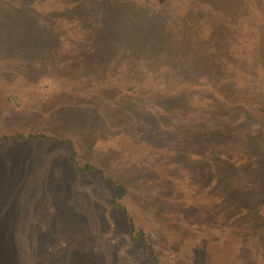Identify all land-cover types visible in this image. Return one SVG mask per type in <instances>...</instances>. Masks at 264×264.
Segmentation results:
<instances>
[{"label":"rangeland","instance_id":"obj_1","mask_svg":"<svg viewBox=\"0 0 264 264\" xmlns=\"http://www.w3.org/2000/svg\"><path fill=\"white\" fill-rule=\"evenodd\" d=\"M74 1L0 0V156L8 163L0 177L21 188L3 217L23 257L264 264V218L237 219L249 232L231 221L234 204L264 212V121L256 129L257 119L211 101L216 88L231 98L236 88H264V9L220 19L221 8L187 0L68 6ZM158 8L170 14L151 18ZM185 16L186 26L177 23ZM99 27L108 29L96 36ZM180 76L208 86L170 103L132 94L140 85L172 88ZM256 234L253 259L245 243Z\"/></svg>","mask_w":264,"mask_h":264},{"label":"trees","instance_id":"obj_2","mask_svg":"<svg viewBox=\"0 0 264 264\" xmlns=\"http://www.w3.org/2000/svg\"><path fill=\"white\" fill-rule=\"evenodd\" d=\"M151 1H153L155 4L150 5L148 3V0H88L87 3L89 6H167L163 4V0H151ZM82 2L83 0H76L74 2H70V5L68 6H81ZM187 2H188L187 6H209V7L217 6L221 8L223 13L219 16L220 19H227L228 16H231L234 11L240 10V9L259 8L261 11L262 9H264V0H187ZM154 14L155 15L151 16V18L160 20V19L166 18V14H170V12L167 13L164 8H158ZM108 15H109L108 12H104L105 18H107ZM186 16L183 17V19L177 23H180V25L182 24L186 26ZM166 20L168 22L170 21L169 18H167ZM175 20H174V23H175ZM172 25L173 24H170V27H173ZM205 27L214 28L211 24H206ZM122 28L125 32H127L126 30L130 29V27H127V28L122 27ZM107 29L108 28H102V27L95 28L94 33L96 36H101L105 34V30ZM106 33L108 34V32ZM205 33H206V29H205ZM209 36H212V35H209ZM233 46L234 45H232L231 43V47ZM174 83H175V86H173L172 88H164L158 85V86H152L148 89L144 85H140V86L132 85L134 86V88L132 89V94L140 98L153 97V98L158 99L159 101L170 103V102H179V101L187 100V99H184L185 98L184 94H187L185 91L187 90V88L194 87V89H199V88L206 89L205 86H208L207 83H204V82L200 83L190 78L189 79L184 78V76H180L177 80H174ZM233 91L235 92L234 94H232L233 95L232 97L234 98H231V97L224 95L223 90L221 91L219 88H216L214 89V94L211 97V101L217 107H221L225 110L229 109V111L239 112L244 119L246 118L249 120L257 119L258 121L256 120H252V121L254 122L256 121L255 122L257 123L256 129L260 128V123L264 121V88H260L255 84H251L249 85V87H246V88L240 87V88H236V90L234 89ZM31 137L34 140H40L43 138L49 139L47 135H43V134L42 135L35 134V135H32ZM0 154L1 156H4L6 153L4 154L0 152ZM1 160L3 161V166L1 165V162H0V168L3 172V168L5 169V171L7 170L8 163L6 162L5 159L1 158ZM74 164L78 166V162L75 159H74ZM109 180L111 182H114L113 179H109ZM15 188H19L18 193L21 192L20 191L21 188L19 187V185L13 182L9 183L8 180L6 181L2 176L0 177V215L2 217V219L0 220V264H40L38 256H32L28 259L23 257L24 255L22 254L23 248L18 247V245H15L14 241L18 239L14 235L11 236L8 233L7 228H6V221L4 222L3 216H5L4 214L7 213V210L15 209V191H14ZM9 192L13 193L14 199H12L9 203H7L5 201H7L8 197H10L7 194ZM68 204L71 205L70 202ZM218 204H222V206H224L227 204V201L226 199L221 198ZM52 207H56V206H52ZM232 208L235 211V215L231 218V221L235 223L236 231H245V232L250 231L249 228L248 229L245 228L246 225H242V224L237 225L238 223L237 219L242 220V218H246V216H248L252 224H255L264 218V212H260L256 210L255 212L250 213L245 209V207H240L238 204H234ZM124 209L127 212V209L126 208ZM259 209L261 210L262 208L260 207ZM225 213L226 212H224V214ZM127 214H129V212H127ZM157 218L159 219L161 218V216H158ZM68 219L72 220L70 218ZM76 219H78L80 222L87 220L83 217H77V216H76ZM100 221H103L106 224H108L109 228L116 227L114 220L112 218L110 219L108 217L106 218L103 217L100 219ZM129 222H130L129 230L131 231L130 235L133 236L136 233L137 229H136L135 223L131 219H129ZM251 231H253L252 228H251ZM42 234L43 233H36L33 236L41 237ZM145 234H146V231H141V233L138 232V234H136L137 235L136 237H142V236H145ZM255 240L256 242L253 245L250 240H247V242L245 243L247 247L245 246L244 247L246 250L249 249L250 251H252L251 255L253 256V259H258L261 255L259 254L257 250H255V248L259 246L258 243L261 241V239L257 234L255 236ZM32 245L36 246L37 241L33 239ZM108 245L110 246V244ZM100 248L105 249L106 246L100 247ZM151 252L154 253V251H151ZM153 253H152V257L156 261L157 257ZM124 256H125V259L122 261L119 259V256H117V260L113 264H140L139 262L135 261V259H133L130 254L126 253Z\"/></svg>","mask_w":264,"mask_h":264}]
</instances>
